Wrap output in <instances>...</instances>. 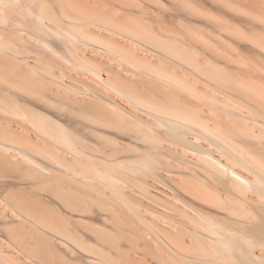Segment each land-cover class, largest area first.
Wrapping results in <instances>:
<instances>
[{
	"label": "bare ground",
	"instance_id": "6f19581e",
	"mask_svg": "<svg viewBox=\"0 0 264 264\" xmlns=\"http://www.w3.org/2000/svg\"><path fill=\"white\" fill-rule=\"evenodd\" d=\"M0 264H264V0H0Z\"/></svg>",
	"mask_w": 264,
	"mask_h": 264
}]
</instances>
